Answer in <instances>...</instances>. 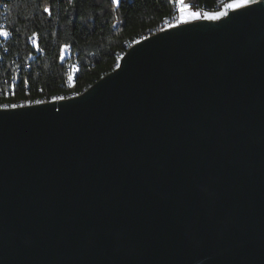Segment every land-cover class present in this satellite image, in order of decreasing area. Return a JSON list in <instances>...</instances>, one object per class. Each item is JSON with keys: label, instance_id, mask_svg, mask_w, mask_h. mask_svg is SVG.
Instances as JSON below:
<instances>
[{"label": "water", "instance_id": "obj_1", "mask_svg": "<svg viewBox=\"0 0 264 264\" xmlns=\"http://www.w3.org/2000/svg\"><path fill=\"white\" fill-rule=\"evenodd\" d=\"M245 7L0 109V264H264V0Z\"/></svg>", "mask_w": 264, "mask_h": 264}, {"label": "trees", "instance_id": "obj_2", "mask_svg": "<svg viewBox=\"0 0 264 264\" xmlns=\"http://www.w3.org/2000/svg\"><path fill=\"white\" fill-rule=\"evenodd\" d=\"M227 1L187 0L207 13ZM175 8L174 0H0L10 32L0 60V103L30 104L80 92L113 70L123 48L156 29ZM32 34L34 43L28 41ZM15 71L19 81L9 90Z\"/></svg>", "mask_w": 264, "mask_h": 264}, {"label": "snow or ice", "instance_id": "obj_3", "mask_svg": "<svg viewBox=\"0 0 264 264\" xmlns=\"http://www.w3.org/2000/svg\"><path fill=\"white\" fill-rule=\"evenodd\" d=\"M121 0H112L113 4L120 3ZM181 5H183L184 0H179ZM256 3V0H228V2L223 4V7L220 11L215 13H204V17L208 19H219L220 17H227L229 15V10H237V9H247L245 6L248 4ZM262 3H259L257 5H260ZM47 11V9H45ZM180 15L175 20V25L186 23L188 20H195L200 18L201 14L196 11L188 12L186 13V8L184 6L180 7L179 9ZM243 13H237L233 12V15H241ZM174 24H169L168 27H175ZM3 35H7V32H4ZM69 80H71V77H69ZM27 83V81H25ZM3 106V105H0ZM8 107H15V105H7Z\"/></svg>", "mask_w": 264, "mask_h": 264}, {"label": "built area", "instance_id": "obj_4", "mask_svg": "<svg viewBox=\"0 0 264 264\" xmlns=\"http://www.w3.org/2000/svg\"><path fill=\"white\" fill-rule=\"evenodd\" d=\"M256 1H260V0H256ZM221 5H223V4H221ZM175 9H176V11H174L170 16L164 17V19H169V24H174L175 25V20L179 16L177 0H176V8ZM200 9H202L205 12V7H202ZM216 9H217V7H216ZM205 19H208V18H205ZM208 20H212V19H208ZM158 28H164V30H166V29H169L171 27H168V26H160ZM4 32H7V35L6 36L3 35ZM9 37H10V32H9V30L6 27V23L4 21V18H2V16H0V60L3 58V54L7 52L6 43H7V40L9 39ZM28 41L31 42V43H34L36 41V35L35 34L30 35L28 37ZM123 49H126V48H123ZM122 57H123V54H122ZM15 60H17V57H14L13 58V61H15ZM28 67H29V63H26L25 64V68H28ZM18 81H19V77H18L17 71H15V72H13L11 74V76L9 78V86L7 88H9V90H12V88H15V84ZM54 101H59V100H54ZM7 105H11V104H9L8 102H6L5 103V106H0V109H11L12 108V107H8Z\"/></svg>", "mask_w": 264, "mask_h": 264}, {"label": "bare ground", "instance_id": "obj_5", "mask_svg": "<svg viewBox=\"0 0 264 264\" xmlns=\"http://www.w3.org/2000/svg\"><path fill=\"white\" fill-rule=\"evenodd\" d=\"M174 1H175V5H176V0H174ZM205 11H206V10H205ZM168 25H169V19H164V18H163V20L161 21V23L159 24L158 27H160V26H168ZM158 27H157L156 29H154V30L148 32V34H146L143 38H147V37L152 36V35H154V34H156V33H158V32L164 31V28H158ZM143 38H141V39H143ZM141 39H140V40H141ZM136 42H137V41H136ZM134 43H135V42H134ZM134 43H131V44L127 45V46L125 47L126 49L118 55V59H117V62H116L115 68L119 66V62H120V60L122 59V54H123V56H124L125 53L131 48V46H132ZM115 68H114V69H115ZM89 87H90V86H89ZM89 87H87V88H83V89H82L80 92H78V93L69 92V93H67V94H58V95L52 97L51 99H48V100H46V101H42V102H36V103H30V104H22V103H15V102H12V103H9V104H11V105H15V107H12V108H18V107H22V106H26V105L39 104V103H44V102H51V101H54V100H60V99H61V100H63V99H68V98H72V97H75V96H78V95L84 93L86 90H88ZM0 105L5 106V104H1V103H0Z\"/></svg>", "mask_w": 264, "mask_h": 264}, {"label": "rangeland", "instance_id": "obj_6", "mask_svg": "<svg viewBox=\"0 0 264 264\" xmlns=\"http://www.w3.org/2000/svg\"><path fill=\"white\" fill-rule=\"evenodd\" d=\"M228 2V1H227ZM177 3H178V12H179V9H180V7H182V6H184L185 8H186V15H187V13L188 12H191V11H196V12H199L200 14H201V16H200V18H198V19H195V20H199V19H204V13H207L208 11H203L202 9H200V8H194V7H192L188 2H187V0H184V3H183V5H181V3L179 2V0H177ZM226 3V2H225ZM222 7H223V5H221V8H220V10L222 9ZM219 10V11H220ZM229 11H231V10H229ZM179 15H180V12H179ZM188 21H193V20H188ZM187 21V22H188ZM62 54L63 55H66L67 54V48H63V50H62Z\"/></svg>", "mask_w": 264, "mask_h": 264}, {"label": "crops", "instance_id": "obj_7", "mask_svg": "<svg viewBox=\"0 0 264 264\" xmlns=\"http://www.w3.org/2000/svg\"><path fill=\"white\" fill-rule=\"evenodd\" d=\"M206 18V17H205Z\"/></svg>", "mask_w": 264, "mask_h": 264}]
</instances>
